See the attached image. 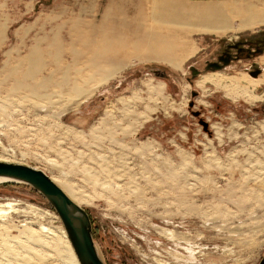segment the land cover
Listing matches in <instances>:
<instances>
[{
  "label": "rangeland",
  "instance_id": "1",
  "mask_svg": "<svg viewBox=\"0 0 264 264\" xmlns=\"http://www.w3.org/2000/svg\"><path fill=\"white\" fill-rule=\"evenodd\" d=\"M249 6L264 0H0V160L67 187L106 264L263 259L264 53L210 65L234 44L264 51V25L162 23ZM177 39L197 50L182 69L168 62ZM210 75H247L263 100L200 87ZM63 232L32 187L0 184V264H70Z\"/></svg>",
  "mask_w": 264,
  "mask_h": 264
},
{
  "label": "bare ground",
  "instance_id": "2",
  "mask_svg": "<svg viewBox=\"0 0 264 264\" xmlns=\"http://www.w3.org/2000/svg\"><path fill=\"white\" fill-rule=\"evenodd\" d=\"M162 5L164 7H168L167 4L165 5V3L164 4L162 3ZM261 12H264V9H261V8L259 9L257 6L256 7L255 6H249V7H246L245 9H241V8H237V7L236 8H224L223 7V9H219V8L218 9H207V8L206 9H202V8L197 9V8H195V9H190V12L187 11L186 13H188V15H185V16H178L175 18L165 16L164 19H162V23L163 24L172 23V25L173 24H186L190 27L196 26L195 24H197V25H200V27L204 26L207 29V31L213 32V33L227 32V31L236 30V29H246V30H251V31L255 30L256 31L257 29L260 28L261 25H264V15L260 18H259V16H257V13H261ZM233 21H234V23L238 22L239 23L238 26L237 25L233 26L232 24H230ZM130 36H129V39H131ZM146 36L151 37V38L154 37L158 41H161L163 39V38H159L155 34H148ZM148 39H150V38H148ZM142 41H143V39H142ZM186 44L187 43L183 42L181 39H177V40L172 41L171 45H168L169 46L168 47V53H169V57H170L168 62L175 69H182L183 62L185 60H187L188 58H191L192 56H194L197 52L196 49L189 48V47H187ZM177 52L179 53L180 56L176 54ZM240 78H241V82L244 83L246 86H241L237 80H231L229 78L225 79L223 77L216 76V75H210V76L204 77L203 79L200 80L198 85L200 87H205L206 85H212V86L216 87L218 90H225L227 92L226 93L227 97L230 100H232L233 102H236L238 100H243V101L248 102V103H255L257 101L263 100L261 97H256V95L253 94V91H254L253 89L250 90L249 88H247V86H251V88L253 86L251 79L247 75L246 76L243 75ZM225 84L228 86H225ZM0 161L8 162L7 160H0ZM8 163H10V162H8ZM11 163H14V162H11ZM51 179L61 189H63V191L75 203H77L79 206L81 205V203L76 199V196H74L73 193L69 189H67V187H65L63 184H61L58 180H55L52 177H51ZM9 182L10 181L7 179L0 178V184H6ZM46 201L48 202V200H46ZM81 207H82V205H81ZM53 211H54V209H53ZM92 224H93V222H92ZM63 229H64V227H63ZM63 233H64V237L67 241V245H68L67 249L69 252V259H70L69 263L70 264H79L77 261V258L75 256V253L73 251V248L71 246V243L67 237V233L65 232V229H64ZM93 237H94V229H93ZM94 241H95V239H94Z\"/></svg>",
  "mask_w": 264,
  "mask_h": 264
},
{
  "label": "water",
  "instance_id": "3",
  "mask_svg": "<svg viewBox=\"0 0 264 264\" xmlns=\"http://www.w3.org/2000/svg\"><path fill=\"white\" fill-rule=\"evenodd\" d=\"M0 178L28 185L48 200L63 224L79 264H106L94 241L89 213L44 171L24 164L0 162ZM259 264H264V257Z\"/></svg>",
  "mask_w": 264,
  "mask_h": 264
},
{
  "label": "flooded vegetation",
  "instance_id": "4",
  "mask_svg": "<svg viewBox=\"0 0 264 264\" xmlns=\"http://www.w3.org/2000/svg\"><path fill=\"white\" fill-rule=\"evenodd\" d=\"M241 45L234 44V47H232L230 50L234 51V56L230 55V53H223L220 55L218 62L210 65V68H213L215 70H225L227 66H229L234 59H245L250 60L252 57H260L263 55V47L257 46L256 43L252 45V49L248 46L245 48L240 47ZM247 52V53H245ZM227 65V66H225ZM261 69V68H260ZM260 69L258 71H250V75L254 78H257L260 76ZM218 73V72H214ZM208 74V73H207Z\"/></svg>",
  "mask_w": 264,
  "mask_h": 264
}]
</instances>
